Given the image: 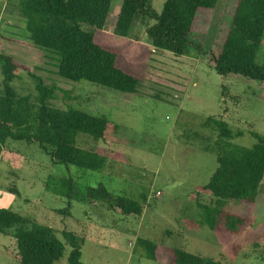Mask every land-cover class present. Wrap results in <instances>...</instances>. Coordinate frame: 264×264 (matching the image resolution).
Returning a JSON list of instances; mask_svg holds the SVG:
<instances>
[{"label": "rangeland", "instance_id": "rangeland-1", "mask_svg": "<svg viewBox=\"0 0 264 264\" xmlns=\"http://www.w3.org/2000/svg\"><path fill=\"white\" fill-rule=\"evenodd\" d=\"M164 1L150 4L160 12ZM120 5L121 0H112L107 31H112ZM233 6L234 0L217 1L207 23L203 20L206 33L190 37L201 45L199 49L189 47L187 54L176 56L152 47L141 94H135L59 77L50 55L31 42L17 7L0 0L1 50L33 74L24 69L17 72L11 86L18 96L39 103L40 79L53 89L46 104L103 115L118 127L117 142L78 135L82 147H91L114 163L109 169L79 174L69 215L57 211L66 206V197L45 185L53 186L76 169L53 165L36 143L7 140L0 150V206L52 227L60 239L63 229L81 236L85 264H160L143 255L139 238L180 247L217 264H264V182L248 220L236 233L201 224L192 199L217 165L219 147L211 128L204 125L207 117L222 119L234 132H241L231 140L233 145L250 147L257 141L252 133L264 135V100L258 96V83L240 75H220L208 64L206 51L223 37ZM131 35L146 41L140 20H135ZM256 62L264 64V36ZM1 90L0 70V94ZM98 184L112 195L141 201L142 214L123 215L101 203L77 199L87 185ZM12 247L13 238L0 233V264H20L11 257ZM69 250L65 245L54 264H68Z\"/></svg>", "mask_w": 264, "mask_h": 264}, {"label": "trees", "instance_id": "trees-1", "mask_svg": "<svg viewBox=\"0 0 264 264\" xmlns=\"http://www.w3.org/2000/svg\"><path fill=\"white\" fill-rule=\"evenodd\" d=\"M150 1L121 0L112 31H107L112 0H8L17 7L33 45L54 60L59 77L135 94H141L152 47L176 56L187 54L189 47L199 49L201 45L190 37L206 33L203 20L207 23L218 0H165L160 12ZM135 20L144 25L145 42L131 35ZM263 36L264 0H234L227 30L206 52L208 64L216 73L255 80L258 96L264 100V64L256 62ZM1 39L0 34V150L7 140H23L36 143L53 165L73 166L76 173L59 178L53 186L48 182L45 185L52 193L66 197V206L57 211L69 215L79 174L109 169L114 163L107 155L82 147L78 135L117 142L118 127L103 115L46 104L53 89L40 79L36 84L39 103L18 96L11 86L17 72L24 69L33 74L26 65L2 52ZM204 125L216 136L217 165L208 182L192 193V199L200 211L201 224L210 229L223 226L227 232L236 233L248 220L264 182V135L252 133L256 143L243 147L231 143L241 132H234L226 121L209 116ZM77 199L92 205L101 203L123 215H141L143 211L141 201L112 195L102 184L87 185ZM0 233L13 238L10 254L16 263L54 264L68 245L67 263L85 264L81 260V236L63 229L61 240L52 227L2 206ZM138 244L146 258L160 264H217L212 258L149 239L139 238Z\"/></svg>", "mask_w": 264, "mask_h": 264}]
</instances>
